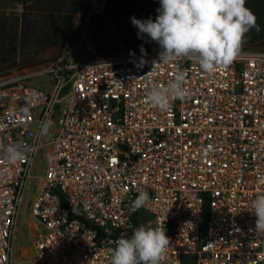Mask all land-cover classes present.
<instances>
[{
	"label": "built area",
	"instance_id": "1",
	"mask_svg": "<svg viewBox=\"0 0 264 264\" xmlns=\"http://www.w3.org/2000/svg\"><path fill=\"white\" fill-rule=\"evenodd\" d=\"M74 29L38 69L0 76V264H14L25 208L28 264H110L142 212L170 238L159 264H264L250 212L264 192V50L240 46L211 74L188 58L154 65L159 51L141 67V52L100 53L90 13ZM177 70L189 94L153 106L147 92Z\"/></svg>",
	"mask_w": 264,
	"mask_h": 264
},
{
	"label": "clouds",
	"instance_id": "2",
	"mask_svg": "<svg viewBox=\"0 0 264 264\" xmlns=\"http://www.w3.org/2000/svg\"><path fill=\"white\" fill-rule=\"evenodd\" d=\"M155 19L130 17L140 39L148 38L159 46V61L168 63L177 58H188L211 74L215 68L230 63L249 29L259 26L256 17L246 6V0H159ZM138 66L147 61V51L140 45ZM134 56V50H130ZM186 75L177 70L173 77L161 86L153 84L147 92L148 101L166 110L170 98L183 100L188 94L184 87ZM6 159L18 160L22 153L16 144L5 149ZM149 199L147 192H140L131 202V210L143 206ZM250 212L256 217L253 231L264 233V192L256 195ZM169 237L160 227L138 226L130 236L117 239L110 257V264H159V259L169 243Z\"/></svg>",
	"mask_w": 264,
	"mask_h": 264
},
{
	"label": "rangeland",
	"instance_id": "3",
	"mask_svg": "<svg viewBox=\"0 0 264 264\" xmlns=\"http://www.w3.org/2000/svg\"><path fill=\"white\" fill-rule=\"evenodd\" d=\"M0 0V76L14 70L34 71L44 62L54 58L65 47L67 38L73 29L65 33L62 46H52L42 49L38 38L27 40L22 38L24 17L31 19L33 25L39 27V22L45 13L42 0ZM159 0H85L78 12L73 27L74 31L81 19L88 13L99 32L98 49L100 53L129 54L130 50L140 52L143 45L147 52L160 51L159 46L147 37L140 39L138 29L131 24L130 17L155 19ZM246 6L256 17L257 29L253 27L245 33L241 46L264 50V0H246ZM97 14V15H96ZM73 34V33H72ZM71 34V35H72ZM38 76L37 79H41ZM46 163V160H44ZM29 194V192L27 193ZM26 202V197L24 198ZM149 216L142 212L138 226L148 227ZM30 215L28 209L22 210L15 238L14 264H28L32 253L34 236L28 225Z\"/></svg>",
	"mask_w": 264,
	"mask_h": 264
},
{
	"label": "trees",
	"instance_id": "4",
	"mask_svg": "<svg viewBox=\"0 0 264 264\" xmlns=\"http://www.w3.org/2000/svg\"><path fill=\"white\" fill-rule=\"evenodd\" d=\"M42 1L45 7V13L43 14L41 22H39V27L33 25L31 19L25 16L22 26V38L27 40L33 39V37L38 38L37 44L42 49L56 45L62 46L65 41V33L73 29L74 20L85 0Z\"/></svg>",
	"mask_w": 264,
	"mask_h": 264
}]
</instances>
